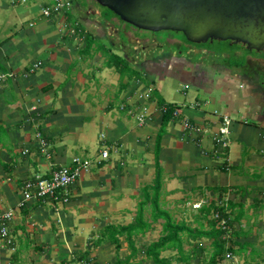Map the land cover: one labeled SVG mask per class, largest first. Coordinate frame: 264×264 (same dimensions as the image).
Segmentation results:
<instances>
[{"label": "crops", "instance_id": "obj_1", "mask_svg": "<svg viewBox=\"0 0 264 264\" xmlns=\"http://www.w3.org/2000/svg\"><path fill=\"white\" fill-rule=\"evenodd\" d=\"M46 1L27 0L22 7L0 0V72L9 74L0 78V215L13 209L8 220L0 219V228L7 231L0 234V264H9L13 251L21 264H59L86 251L88 259L112 264L117 256L131 255L125 237L120 236L119 250L98 238L110 224L134 222L140 211L150 229L134 237L138 250L130 262L153 264L144 248L160 236L165 220L153 218L156 209L146 200L145 188L156 183L158 167V210L185 221L187 216L178 213L190 212L192 221L186 222L193 226L200 206L219 203L241 231L235 241L252 244L239 257L264 260V51L255 55L234 46L235 55L242 57L234 61L228 53L212 50L210 61L201 58L209 48L188 46L198 54L189 61L136 65L144 69L147 83L108 64L110 54L125 52L107 43L115 36L114 18L75 2L68 11L45 17L40 8ZM98 29L103 36L96 34ZM102 67H107L105 73ZM174 73L183 77L173 96L180 114L164 116L159 107L171 101L155 96L152 90L160 83L152 78ZM105 76L118 80V91L105 93ZM128 103L147 105L146 124L126 122L122 105ZM222 114L232 119L227 148L213 138ZM182 117L206 131L185 128ZM96 129L112 146L106 159L92 157L102 145ZM38 131L49 155L40 150ZM74 157L91 160L89 171L53 198L23 200L26 180L71 165ZM201 241L210 244V239ZM163 252L170 260L178 255L173 249Z\"/></svg>", "mask_w": 264, "mask_h": 264}, {"label": "trees", "instance_id": "obj_2", "mask_svg": "<svg viewBox=\"0 0 264 264\" xmlns=\"http://www.w3.org/2000/svg\"><path fill=\"white\" fill-rule=\"evenodd\" d=\"M74 0H68L71 4ZM108 13L115 15L111 10L104 7ZM63 10H69L68 7ZM105 11V10H104ZM108 14L102 12V16L105 19H110ZM77 30L82 31L81 26L75 27ZM83 32V31H82ZM83 35H88L85 31ZM89 36V35H88ZM89 39L91 37H88ZM229 41V40H227ZM88 45L91 44V39L87 42ZM233 46L236 44L232 43ZM243 46V45H242ZM246 49V48H245ZM109 65L115 63L116 68L122 72V68L126 66L124 63V58L117 54H110ZM128 64V63H127ZM130 67V66H129ZM131 68V67H130ZM125 69V68H124ZM163 102L161 105L166 104ZM160 105V106H161ZM172 108L167 109L163 112L165 114H172ZM162 126H164L165 121ZM61 166H55L53 169H58ZM158 167V175L156 183L152 186L146 187V200L152 202L155 206V209L152 214L153 218L156 220L158 217L164 218L165 222L162 226V232L160 236L155 240L150 242L144 248V252L147 258H150L153 264H173L169 257L162 256L161 253L168 249L177 250L178 255L177 260L183 261L186 264H191V258H196V264H232L227 262L226 253L230 252L233 257L239 256L240 252H245L248 249L252 248V244L244 242L238 244L235 241V237L241 234L240 230H236L232 225V219L229 217V213L226 212L223 205L219 203L211 202L208 205H202L199 207V213L195 219V225L192 226L191 223H187L185 220H176L168 211L158 210V191L161 186V171ZM51 173H44L42 175L48 176ZM149 188L155 190V192L150 193ZM59 189L55 192L54 196L42 197L53 198L58 193ZM217 214V215H216ZM221 220H224L225 225L221 224ZM150 229V224L144 221L142 217V212L138 213L136 220L132 223L126 225H108L102 232V235L98 238L100 240H109L115 245L117 250L121 247L120 236H124L128 246L131 250V255L127 258H122L117 256L112 264H132L130 262V257L134 256L137 252V247L135 246L134 237L138 234H143ZM202 238L210 239V244L208 246H203L201 241ZM185 244H188V248H185ZM238 245V247H236ZM190 246V249H189ZM255 251H251V255ZM88 251L80 254L76 260H62L59 264H99L97 261H92L87 258ZM252 258V257H251ZM246 263L244 264H264V260H252L244 259ZM9 264H21L19 262V257L16 251L11 253V259Z\"/></svg>", "mask_w": 264, "mask_h": 264}, {"label": "water", "instance_id": "obj_3", "mask_svg": "<svg viewBox=\"0 0 264 264\" xmlns=\"http://www.w3.org/2000/svg\"><path fill=\"white\" fill-rule=\"evenodd\" d=\"M144 30L181 32L193 43L229 40L264 51V0H95Z\"/></svg>", "mask_w": 264, "mask_h": 264}, {"label": "rangeland", "instance_id": "obj_4", "mask_svg": "<svg viewBox=\"0 0 264 264\" xmlns=\"http://www.w3.org/2000/svg\"><path fill=\"white\" fill-rule=\"evenodd\" d=\"M37 2H39L40 4L42 3V1H37ZM74 2H75V5L79 4L81 7L87 6L88 4H90V6L94 10H96V12L99 13V12L103 11V13H105V14L107 13L108 14L107 15L108 17H113L114 16V15H111L112 13H110V12L108 13V11L103 6L99 5L95 0H91L89 2H87L86 0H75V1H73V4H74ZM17 5H20L22 7H25V6L27 7V4L26 5L25 4H17ZM70 6H72V4H70ZM114 21H116V20L114 19ZM92 28H94V27H92ZM120 29H122V28H120ZM65 33H66V31H65ZM119 33H120V31H118V29H115V36L112 39H110L112 42L109 40V42H107V43L109 45L110 44L120 45L121 47H123L125 49V54H121V57L124 58V63L126 64V66L124 67L125 68L124 69L125 74H128V76H130V77L131 76L132 77H139V78H141V77L143 78L144 77V80L146 79V82L148 83L149 79H147L145 77V73H144V71H142L144 69H142V67H141V69H137L136 68L137 67L136 64H135L136 60H135V57L133 56L138 51L137 49L138 48L140 49L141 44L146 43V40L143 39V36H141L139 34L138 35H134L133 32H129V33L126 32V34L128 35V38H129V40H128L129 42H125V39L121 35L119 36ZM139 33H141V31H139ZM169 33L176 35L177 37H179L182 40V43H185V39H184V37L182 36V34L180 32L171 31V30L170 31L162 30V31L155 32V34H156V36L158 38H160L162 36H165L166 34H169ZM96 34H98L99 36H101V35L103 36L102 29H98L96 31ZM196 45H197V47H204V48H209L210 49V51L204 53V55L201 56V58L203 60H208L209 59L210 61H212V58L214 57V55L211 52L212 50H214L215 52L216 51H218V52H223L224 51L225 53H228L229 55H231V58L234 61L235 60L240 61L242 59V57H240L238 55H235L234 46L232 44H230V41H227V40H225V41L224 40L207 41V42H203V43H198ZM236 45H235V47H239V49L243 50L244 52H249V50H247V49H242L243 46H240L241 44H236ZM182 46L184 47V44H182ZM115 49L117 51H119L120 53H122L119 50V48L116 47ZM253 53L255 55H258V54H261L262 51H255L254 50ZM263 55H264V53H263ZM128 56H130L131 60L130 59L129 60L131 62L128 60ZM170 59H172L173 61L171 60L172 62H170L169 64H172V63L174 64V63H176L175 61L180 62L179 61L180 59L179 60L176 59V58H170ZM127 63H129L130 65H131V63H133V66H131V68H130L129 67L130 65L127 64ZM205 63L208 64V61H205ZM148 64L149 63L144 62V63H141V66L142 65L143 66H145V65L147 66ZM106 68L107 67H105V68L102 67L103 73H105V69ZM91 75H92V73H91ZM95 76L98 78L99 74L96 72ZM178 78H179V76H177L175 73L171 74V75L163 74L162 76H159V75L153 76L152 79L156 83H158V84L160 83V88H157V89L155 88V89L152 90L154 92L155 96L159 97V95H160L166 101L173 102V96H174L175 92L177 91L176 83L178 81L180 82V78L183 79V77H180L179 79ZM103 79H105L104 80L105 81L104 89L106 90V92H105L106 94H112L113 90L118 91L117 89H118V87L120 85L118 80L113 83V82H110V80H109L110 78L108 79L107 76H105ZM154 86H155L154 83H150V87H154ZM115 93H118V92H115ZM114 101H115V104L117 102H119L118 98H116ZM122 106H123L122 109L126 110L125 112H127V114H125L126 122H128V124H131L132 126L134 125V127L140 126L138 124V119L137 118H138V116L141 113L143 114L145 112V109H147V105L137 106V105H133V104L128 103V104H123ZM95 113L97 114V116H99V114H100V112H95ZM147 121H148V118H147ZM147 121L145 122V124L147 123ZM96 132H97V135L100 134V137H101L102 133H100L99 129H96ZM92 155H93L92 157H94V156L98 157L99 153H96L94 151L92 153ZM197 205H199V204H194L193 205L194 208ZM190 214H191L190 212H186V213H184V215H182L181 213H178L179 217H183L184 218L185 216H187V220H186L187 222H191L192 221L190 219V217H191ZM205 245H207V244H205ZM189 249H190V246H189ZM163 254H166V252L164 251ZM194 259L195 258H191V260H190L191 264L197 263V260L195 261ZM226 260H227L228 263L231 262L232 264H244V263H246L244 258L243 257H239L238 255L233 257V258H226ZM171 261H172L173 264H186L185 262L177 260L176 258L171 260Z\"/></svg>", "mask_w": 264, "mask_h": 264}, {"label": "built area", "instance_id": "obj_5", "mask_svg": "<svg viewBox=\"0 0 264 264\" xmlns=\"http://www.w3.org/2000/svg\"><path fill=\"white\" fill-rule=\"evenodd\" d=\"M27 0H10L11 3L14 4H24ZM70 3L68 0H47L45 4L41 6V15L45 17H51L55 14H58L63 11L64 8L69 7ZM8 73L0 72V78L8 76ZM150 92L146 93V96H149ZM172 108V115L177 117L180 114V109L178 105L174 102H167L164 105H161L159 109L161 111H166L167 109ZM31 109H35V106H32ZM149 113L147 109L145 112L138 116V124L143 125L147 121ZM182 125L193 131H201L202 129L206 131V129L200 127L199 125L191 122L187 117L181 118ZM231 126L232 119L227 114H222L221 122L218 126L217 131L213 134V138L217 142V144L221 148H227L229 146L230 134H231ZM36 136L39 139L40 150L49 155V151L47 149L48 144L42 133L38 131ZM105 134H101L102 145L100 148L99 156L101 159H106L110 155L111 145L105 144ZM26 151V150H25ZM72 164L67 166H61L58 169H52L51 173L48 176H44L42 174L35 175L34 178L26 180L24 183L23 189V200L29 199L31 197H51L55 195V192L60 188H65L68 185L72 184L82 173L88 172L90 168L91 160L81 159L80 157H74L72 159ZM23 201L19 202V205L22 204ZM13 213V209H9L8 211L2 213L0 215V219L2 221L8 220ZM217 215V214H216ZM221 224L225 225L224 220H221ZM6 226H2L0 228V234H6ZM226 258H233L230 252L226 253Z\"/></svg>", "mask_w": 264, "mask_h": 264}, {"label": "flooded vegetation", "instance_id": "obj_6", "mask_svg": "<svg viewBox=\"0 0 264 264\" xmlns=\"http://www.w3.org/2000/svg\"><path fill=\"white\" fill-rule=\"evenodd\" d=\"M112 18H114L116 21V24H120L123 26L124 29H120L118 27L113 28V31L115 32V29H118V31H122L123 37L125 39V42H129L128 35L126 34L129 32H133L134 35H141L143 36V39L146 40V43L141 44L140 49L138 48L137 54L135 53L133 56L135 57L136 60V65L139 66L141 63H149L151 61H167L170 62L172 59L170 58H176L180 59L179 61H189L191 58L194 56H197L196 52L193 51L191 47H197V43H193L185 39L184 35L182 36L185 39V43H182V40L177 37L174 34H166L165 36H162L158 38L155 34V32L158 31H151V30H144L137 28L123 20H121L119 17L114 15ZM117 25V26H118ZM141 31V33H139ZM162 31V30H160ZM170 31V30H166ZM182 44H184V48L181 49ZM232 44V43H230ZM188 46H191L188 48ZM135 49V48H134ZM174 49V50H173ZM156 52V53H155ZM125 54V52H124ZM130 59V56H128V60ZM131 60V59H130ZM129 60V61H130ZM173 61V60H172ZM131 62V61H130ZM133 65V63H131Z\"/></svg>", "mask_w": 264, "mask_h": 264}]
</instances>
